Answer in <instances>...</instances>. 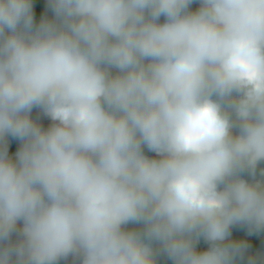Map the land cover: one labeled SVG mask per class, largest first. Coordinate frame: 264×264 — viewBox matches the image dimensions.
<instances>
[{"label": "clouds", "instance_id": "9594fccd", "mask_svg": "<svg viewBox=\"0 0 264 264\" xmlns=\"http://www.w3.org/2000/svg\"><path fill=\"white\" fill-rule=\"evenodd\" d=\"M45 3L0 0V264H264V0Z\"/></svg>", "mask_w": 264, "mask_h": 264}, {"label": "trees", "instance_id": "16d2710c", "mask_svg": "<svg viewBox=\"0 0 264 264\" xmlns=\"http://www.w3.org/2000/svg\"><path fill=\"white\" fill-rule=\"evenodd\" d=\"M198 5L193 4L191 5L192 8H196ZM46 12V3L45 0H34V13L35 18L38 21L40 18V15L42 13ZM50 15V13H48ZM37 115L36 110L33 111V116L35 117ZM44 127H47V125L50 123L46 118L41 119L40 121ZM18 146V142H12L9 147L10 154L13 153ZM151 155V154H150ZM232 238L233 239H243L246 240L249 245V252L254 254L256 252L264 253V233L261 234H254L249 236L245 229L237 227L232 230ZM200 248L206 247V245L201 242L199 245ZM161 264H167L166 261H161Z\"/></svg>", "mask_w": 264, "mask_h": 264}]
</instances>
